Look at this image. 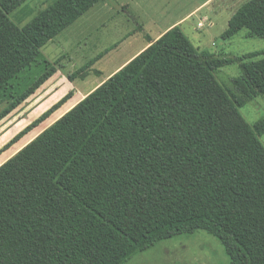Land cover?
<instances>
[{
	"label": "trees",
	"instance_id": "trees-1",
	"mask_svg": "<svg viewBox=\"0 0 264 264\" xmlns=\"http://www.w3.org/2000/svg\"><path fill=\"white\" fill-rule=\"evenodd\" d=\"M28 1L0 0V102L14 98L0 119L53 75L42 49L105 0H55L19 27L10 15ZM242 31L264 40V0L244 3L223 39ZM148 44L73 109L77 100L57 112L70 92L5 146L65 113L0 167V264H126L198 231L231 264H264V118L250 126L240 113L264 97V51L199 53L180 27ZM100 57L72 73L54 64L74 82L100 74ZM235 62L241 76L222 84ZM34 65L40 73L20 79Z\"/></svg>",
	"mask_w": 264,
	"mask_h": 264
},
{
	"label": "rangeland",
	"instance_id": "rangeland-1",
	"mask_svg": "<svg viewBox=\"0 0 264 264\" xmlns=\"http://www.w3.org/2000/svg\"><path fill=\"white\" fill-rule=\"evenodd\" d=\"M54 1L30 0L11 14L10 18L19 27H23L39 11L46 9ZM205 1L207 0H105L48 43L42 53L51 62L61 58L62 65L65 67L64 73H72L102 54V57L94 65V69L100 74L92 73L85 80L79 78L71 82V86L68 85L63 90L65 97L72 91L84 93L91 90L122 63L140 51L150 39L155 40L159 33L179 21H182L180 28L199 53L210 52L217 56L224 54L234 59L264 51V40L248 38L246 31L240 32L231 40L223 39L231 14L227 11L223 12L221 10L223 8L220 6L231 0H212L214 2L203 12L183 21L191 11ZM246 1L248 0H240L239 4L242 5ZM119 5H124L126 8H120ZM216 7L221 10L215 16L219 25L211 29L208 25L209 22L201 19L205 18L208 10L216 9ZM23 9L26 10L25 14L31 11V15L25 21L21 19L22 15L25 16L24 14L17 16ZM200 21L204 25L200 24L198 27ZM106 50L109 52L104 53ZM259 59H264V55H261ZM35 66L20 79L28 74L38 75L40 67ZM241 74L240 65L235 62L222 70L218 75V80L222 84L230 85L231 81L240 77ZM43 96L37 94L25 101L14 113L2 120L0 150L4 149L14 137L57 103H54L56 100L51 98L41 99L45 98ZM240 113L250 126H254L264 118V97L256 98L241 108ZM61 116L57 114L50 122L44 124L48 121L46 120L39 126L41 129L36 133H42ZM36 135H34L35 138ZM34 136H30L28 141L16 145L0 157V166L28 142L34 140ZM260 140L264 146V135ZM126 264H231V261L224 245L218 238L205 231H198L194 234L180 235L159 241L155 246L133 255Z\"/></svg>",
	"mask_w": 264,
	"mask_h": 264
},
{
	"label": "crops",
	"instance_id": "crops-1",
	"mask_svg": "<svg viewBox=\"0 0 264 264\" xmlns=\"http://www.w3.org/2000/svg\"><path fill=\"white\" fill-rule=\"evenodd\" d=\"M212 0H207V1H205L204 3H202L201 5H199L196 9H194L193 11H191V13L188 15V16H186L184 19H183V21H185V20H187V19H189V18H191L192 16H195V15H197V14H199V13H201V12H203L207 7H209L214 1H212ZM247 2V1H246ZM245 2V3H246ZM240 3V0H231V1H227L226 3H224V4H221V6H220V8H223V9H221L223 12H225V11H227L229 14H231L230 15V17L228 18V23H227V28H228V24H229V21H230V19L232 18V16L234 15V13L244 4H242V5H240L239 4ZM119 6H121V5H119ZM123 7H125L124 5H122L120 8H123ZM227 7H230L229 9H225V8H227ZM126 8V7H125ZM220 8H218V7H216V9H211V10H208L207 12V14H206V16H205V18L204 19H201V20H205V21H207V22H209L208 23V25H209V27L211 28V29H214L215 27H217L219 24H218V22H217V19L215 18V16L216 15H218L219 14V11H221L220 10ZM180 22H182V21H179V22H177V23H174L173 25H171L170 27H168L165 31H163V32H161V33H159V35L157 36V37H155V39L157 40V39H159L162 35H164L165 33H167L169 30H171V29H173V28H175V27H180L181 25H180ZM200 24H203L204 25V23L202 22V21H200L199 22V24H198V27H199V25ZM202 28V27H201ZM227 28H226V30H227ZM226 30H225V32H226ZM149 47V44H148V42H147V44L144 46V47H142V49H140V51H138L135 55H133L132 57H130V59H128L127 61H125L124 63H122L117 69H115L106 79H104L103 81H101V82H99L94 88H92L91 90H89V91H87V92H84V93H81L80 91L77 93V91H72L73 92V97L63 106V107H61L57 112H60V111H62L65 107H67L70 103H72L73 101H75V100H78V102H76L70 109H68L66 112H68V111H70L71 109H73L79 102H80V100L82 101L88 94H90V93H92L97 87H99L104 81H106L107 79H109L112 75H114L116 72H118L120 69H122L124 66H126L132 59H134L138 54H140L142 51H144L146 48H148ZM43 50V49H42ZM41 56H42V58H41V61L43 62V64H44V68H45V70H44V72H46V71H49V70H54V73H53V75L35 92V93H33L29 98H27L25 101H27V100H29V99H31V98H33L34 96H36L37 94H40L41 95V97L43 96V95H45V96H43V97H45V98H41V99H43V100H47V99H49V98H51V99H53V100H56L54 103H56V102H59L63 97H64V92H63V90L65 89V87H67L68 85L69 86H71V81H69V79L66 77V75H64L63 73H62V71L61 70H59L56 66H55V64H54V62H51L50 60H48L45 56H44V54L42 53V51H41ZM44 61H46L47 63H48V65H47V68H46V66H45V63H44ZM60 75H62V76H60ZM59 85H61V86H59ZM81 96V97H80ZM81 98V99H80ZM0 99H1V95H0ZM2 101L0 102V114L2 113V111H4V109H6L9 105H10V103L12 102V101H14V98H9V99H5L4 97H2ZM24 101V102H25ZM23 102V103H24ZM22 103V104H23ZM22 104H20L16 109H18ZM16 109L15 110H13L11 113H9L7 116H5V117H3L2 119H0V124H2V120L3 119H5L6 117H9L12 113H14L15 111H16ZM56 112V113H57ZM54 115V114H53ZM53 115L50 117V119L53 117ZM62 117V116H61ZM49 120V119H48ZM4 122V121H3ZM37 128H39V127H37ZM37 128H35L34 130H36ZM34 130H32L30 133H28L27 135H25L22 139H20L17 143H15L14 145H12L11 147H9V149H7V150H5V151H3V149H1L0 150V157H2V156H4L6 153H8L10 150H12L16 145H18L23 139H25L28 135H30ZM15 138V137H14ZM13 140V139H12ZM11 142V141H10ZM9 142V143H10ZM30 143V142H29ZM7 145V144H6ZM28 145V144H27ZM23 149V148H22ZM21 150V149H20ZM19 150V151H20ZM18 151V152H19ZM17 152V153H18ZM16 153V154H17ZM16 154H14V155H16ZM13 155V156H14ZM12 156V157H13ZM12 157H10V158H12ZM9 158V159H10ZM8 159V160H9ZM4 164V163H3ZM2 164V165H3ZM1 165V166H2ZM0 166V167H1Z\"/></svg>",
	"mask_w": 264,
	"mask_h": 264
}]
</instances>
